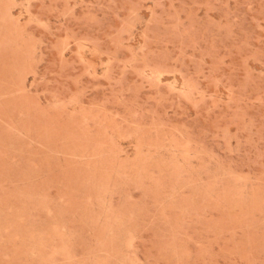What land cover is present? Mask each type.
<instances>
[{
	"label": "rangeland",
	"instance_id": "obj_1",
	"mask_svg": "<svg viewBox=\"0 0 264 264\" xmlns=\"http://www.w3.org/2000/svg\"><path fill=\"white\" fill-rule=\"evenodd\" d=\"M0 264H264V0H0Z\"/></svg>",
	"mask_w": 264,
	"mask_h": 264
}]
</instances>
